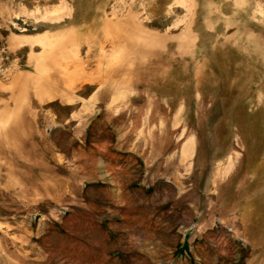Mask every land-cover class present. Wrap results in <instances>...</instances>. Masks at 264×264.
<instances>
[{"label":"rangeland","instance_id":"rangeland-1","mask_svg":"<svg viewBox=\"0 0 264 264\" xmlns=\"http://www.w3.org/2000/svg\"><path fill=\"white\" fill-rule=\"evenodd\" d=\"M0 264H264V0H0Z\"/></svg>","mask_w":264,"mask_h":264}]
</instances>
